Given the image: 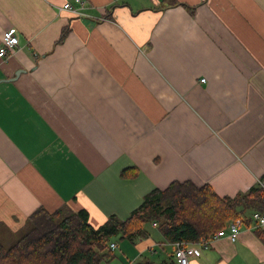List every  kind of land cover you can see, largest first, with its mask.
Masks as SVG:
<instances>
[{
  "label": "crops",
  "instance_id": "1",
  "mask_svg": "<svg viewBox=\"0 0 264 264\" xmlns=\"http://www.w3.org/2000/svg\"><path fill=\"white\" fill-rule=\"evenodd\" d=\"M85 1L75 16L60 9L73 0H0V41L18 38L0 60V228L63 205L97 228L175 181L230 198L254 187L264 0ZM252 213L189 264H264ZM114 244L110 264H177L156 222Z\"/></svg>",
  "mask_w": 264,
  "mask_h": 264
},
{
  "label": "trees",
  "instance_id": "2",
  "mask_svg": "<svg viewBox=\"0 0 264 264\" xmlns=\"http://www.w3.org/2000/svg\"><path fill=\"white\" fill-rule=\"evenodd\" d=\"M69 32L64 29L57 42L62 43ZM259 182L230 198L219 197L207 184L196 187L175 181L147 194L126 219L110 216L97 228L89 224L85 210L74 212L63 205L50 212L39 207L26 219L27 231L12 246L0 244V264H110L115 256L110 247L114 238L132 240L153 222L172 244L210 239L228 223L242 220L246 212H264V187ZM254 233L264 245V229L255 228Z\"/></svg>",
  "mask_w": 264,
  "mask_h": 264
},
{
  "label": "built area",
  "instance_id": "3",
  "mask_svg": "<svg viewBox=\"0 0 264 264\" xmlns=\"http://www.w3.org/2000/svg\"><path fill=\"white\" fill-rule=\"evenodd\" d=\"M86 7L85 0H73V4L65 3L60 9L68 11L75 16H82L83 10ZM18 47V38L13 33V30L4 31L0 41V60L5 59L11 54H14ZM259 184L264 187V181H260ZM251 220L254 223V228L264 227V214L259 212H253L251 214ZM242 226V220L237 219L230 222L226 229L219 231L210 239H199L195 243L177 242L173 246L175 248L174 258L177 264H189V257H198L202 250L208 249L214 242L220 238L226 237L230 242H235L239 229ZM111 249H115V244L110 245Z\"/></svg>",
  "mask_w": 264,
  "mask_h": 264
},
{
  "label": "rangeland",
  "instance_id": "4",
  "mask_svg": "<svg viewBox=\"0 0 264 264\" xmlns=\"http://www.w3.org/2000/svg\"><path fill=\"white\" fill-rule=\"evenodd\" d=\"M200 82H205V79H201ZM1 234H0V244H2L5 248H8L12 246L26 231V225L23 226L22 230L17 232L16 234L14 233H9V232H4L3 228H0ZM114 243H119L120 242V237H116L112 240Z\"/></svg>",
  "mask_w": 264,
  "mask_h": 264
}]
</instances>
